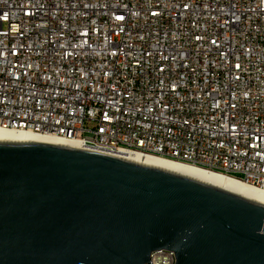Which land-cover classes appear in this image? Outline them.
Segmentation results:
<instances>
[{
    "label": "built area",
    "instance_id": "built-area-1",
    "mask_svg": "<svg viewBox=\"0 0 264 264\" xmlns=\"http://www.w3.org/2000/svg\"><path fill=\"white\" fill-rule=\"evenodd\" d=\"M0 131L264 191V0H0Z\"/></svg>",
    "mask_w": 264,
    "mask_h": 264
},
{
    "label": "water",
    "instance_id": "water-1",
    "mask_svg": "<svg viewBox=\"0 0 264 264\" xmlns=\"http://www.w3.org/2000/svg\"><path fill=\"white\" fill-rule=\"evenodd\" d=\"M264 264V204L98 151L0 141V264Z\"/></svg>",
    "mask_w": 264,
    "mask_h": 264
},
{
    "label": "bare ground",
    "instance_id": "bare-ground-1",
    "mask_svg": "<svg viewBox=\"0 0 264 264\" xmlns=\"http://www.w3.org/2000/svg\"><path fill=\"white\" fill-rule=\"evenodd\" d=\"M0 141H17V142H45L76 148H82L78 140L56 139L49 135L41 133H10L0 131ZM124 159L133 161L142 165L156 167L178 173L198 181L225 189L242 197L248 198L264 204V191L252 187L237 178L229 175L208 171L189 164L180 163L174 160L153 155L127 154L121 156Z\"/></svg>",
    "mask_w": 264,
    "mask_h": 264
}]
</instances>
